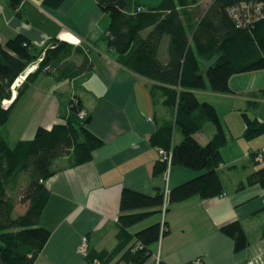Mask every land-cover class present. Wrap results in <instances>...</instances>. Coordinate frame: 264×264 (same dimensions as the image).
<instances>
[{"label":"crops","instance_id":"obj_1","mask_svg":"<svg viewBox=\"0 0 264 264\" xmlns=\"http://www.w3.org/2000/svg\"><path fill=\"white\" fill-rule=\"evenodd\" d=\"M11 1L0 0V43L18 35L37 47L53 40L66 41L73 46L77 65L87 56L94 67L70 77L63 72L61 76L40 75L10 115L9 144L33 138L39 127L50 129L63 122L74 96L90 118L88 128L104 142L90 162L60 168L46 181L50 197L40 224L51 231V237L35 264H95L79 252L83 236L89 238L92 258L106 254L100 264H119V256H108L119 243L122 193L128 189L155 195L158 189L164 190L167 165L163 173L157 172L165 162L160 146L151 138L170 123L172 145L182 141L175 110L162 102L155 104L150 81L117 62L106 40L111 20L97 0H66L55 10L46 7L44 0H24L20 14ZM229 85L232 92L226 94L209 88L197 91L201 101L214 106L227 134L218 167L224 192L212 199L195 196L171 204L166 217L168 234L161 237L145 264H186L198 259L205 264H264V188L248 184L249 176L264 168V134L247 139L244 120L247 113L264 122V70L236 74ZM251 101H257L258 107L250 108ZM215 133V126L208 123L196 138L205 145ZM253 154H262V160L256 161ZM203 173L172 164L170 189ZM235 221L242 224L250 240L241 252L235 251L234 241L221 231ZM159 222L158 208L155 215L129 228L128 234L133 237Z\"/></svg>","mask_w":264,"mask_h":264},{"label":"trees","instance_id":"obj_2","mask_svg":"<svg viewBox=\"0 0 264 264\" xmlns=\"http://www.w3.org/2000/svg\"><path fill=\"white\" fill-rule=\"evenodd\" d=\"M23 1H11L18 14ZM65 1L44 0L43 3L55 10ZM259 1L263 0H212L204 8L199 0H163L154 7L145 6L141 0H97L99 8L111 20L106 40L116 52L117 62L150 81L155 104L162 102L175 110V124L182 132V141L172 145L173 125L168 123L152 136V143L160 146L159 149H172L173 165L204 172L172 189L169 206L195 196L216 198L224 192L218 167L223 161L221 150L228 143L227 134L214 106L201 101L197 91L209 88L215 93H230L232 76L264 70V20L244 28L236 25L229 14L235 5ZM217 54L220 55L217 63L202 74L201 61ZM73 56V46L66 41L53 40L37 47L25 36L18 35L6 44L0 43V264L36 263L51 237V231L40 224L50 197L46 181L54 175L51 168L62 160H68L70 167L86 164L104 145L88 128L90 118L77 96L72 97L70 113L63 122L50 129L39 127L33 138L21 139L14 146L9 144L6 126L10 115L40 75L63 72L70 77L93 69L94 63L89 57L84 56L83 62L77 65ZM42 57L39 68L27 77L17 98L5 108L4 102L13 98L16 81ZM66 69L70 73H65ZM258 105L257 101L249 102L252 109ZM244 120L247 139L264 134V122L247 113ZM208 123L215 126L216 133L203 145L196 135ZM253 155L256 158L257 154ZM166 165L161 164L157 172L163 173ZM248 184L264 188V168L252 173ZM18 202L26 206L24 213L16 214ZM164 202L161 188L155 195L124 190L118 220L119 243L108 258L119 256V264H145L161 237L168 234V226L162 227L159 222L133 237L128 229L155 215ZM221 231L234 241L236 252L249 247V237L239 221L226 224ZM105 255L94 259L90 250L86 258L95 263ZM186 264L205 263L198 259Z\"/></svg>","mask_w":264,"mask_h":264},{"label":"built area","instance_id":"obj_3","mask_svg":"<svg viewBox=\"0 0 264 264\" xmlns=\"http://www.w3.org/2000/svg\"><path fill=\"white\" fill-rule=\"evenodd\" d=\"M229 14L239 27H249L257 22L264 20V0L259 2H242L238 5H235L229 9ZM39 68V64L34 65L27 73H31L32 71H35ZM25 76V75H24ZM22 79L24 77L19 78L16 81V84L22 83ZM15 85V84H14ZM14 90V86H13ZM85 114L82 113L81 117H83ZM159 153L162 157V161L167 163V169L165 172V186H164V195H165V202L163 206L161 207V224L162 227L166 224V217L168 212V206H169V193L171 191L170 189V183H169V174L170 169L173 164V151L165 150V149H159ZM263 158L262 154H257L256 161H261ZM79 252L82 256L87 257L90 254V242L88 236H83L81 238V242L79 245ZM95 264H100V261L95 260ZM248 264H254V262H249Z\"/></svg>","mask_w":264,"mask_h":264},{"label":"rangeland","instance_id":"obj_4","mask_svg":"<svg viewBox=\"0 0 264 264\" xmlns=\"http://www.w3.org/2000/svg\"><path fill=\"white\" fill-rule=\"evenodd\" d=\"M163 0H141V2H142V4H144V5H147V6H149V7H154V6H157V5H159L161 2H162ZM200 1V4L204 7V8H206V7H208L209 6V4L212 2V0H199ZM43 60V57L41 58V59H39V61L38 62H36V63H34L32 66H30V68H28L29 70L34 66V65H36V64H39V66H40V63H41V61ZM27 69V71L22 75V76H20V78L21 77H24V79H22V83H20V87H21V85L26 81V79H27V77L31 74V73H34L35 71H32L31 73H27L29 70ZM25 75V76H24ZM19 87V88H20ZM19 88H17V92H18V90H19ZM13 96H14V91H13ZM12 100V99H11ZM11 100H8V101H5L4 102V107L6 108L7 107V104H8V102H10ZM8 126V125H7ZM6 126V130H8L9 128ZM10 144H11V146L12 145H15V144H13V142H10ZM169 207V206H168ZM25 210H26V206L24 205V204H22V203H20V202H18V204H17V208H16V214H21V213H24L25 212ZM168 213V212H167ZM86 258V257H85Z\"/></svg>","mask_w":264,"mask_h":264},{"label":"water","instance_id":"obj_5","mask_svg":"<svg viewBox=\"0 0 264 264\" xmlns=\"http://www.w3.org/2000/svg\"><path fill=\"white\" fill-rule=\"evenodd\" d=\"M219 58H220V55L217 54L213 58H211L210 60H202L201 63L204 67V71L202 72V74H206L217 63ZM19 87H20V84L15 83L14 90H13L14 96H13L12 100L10 102H8L6 108L10 107L11 104L14 102V100L17 98V96H18L17 88H19ZM69 167H70V164H69L68 160L57 161L55 163V165L51 168V171L53 174H56L60 168L64 169V168H69Z\"/></svg>","mask_w":264,"mask_h":264}]
</instances>
